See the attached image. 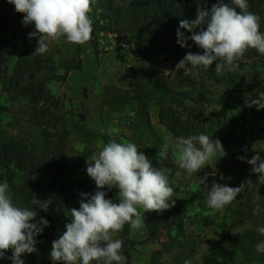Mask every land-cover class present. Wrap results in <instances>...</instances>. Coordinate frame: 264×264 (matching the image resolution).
Here are the masks:
<instances>
[{
    "label": "rangeland",
    "instance_id": "1",
    "mask_svg": "<svg viewBox=\"0 0 264 264\" xmlns=\"http://www.w3.org/2000/svg\"><path fill=\"white\" fill-rule=\"evenodd\" d=\"M21 15L0 5V19L7 24ZM110 16L96 0L91 13L94 35L89 42L76 45L61 38L50 45L43 63L35 71L39 80H46L47 89L38 106L31 105L18 92H7L8 79L24 50L20 41L0 28V53L6 58L0 66L4 72L0 75V135L46 142L56 154L79 155L86 161L97 151L98 141L133 142L155 167H160L157 153L165 142L171 148L178 137L203 133L213 140L218 138L226 156L197 174L189 176L170 158L164 162L174 188L175 205L162 213L153 212L159 227L157 242L144 243L147 232L145 238L138 232L131 236L132 244L127 249L131 252V264L132 257L135 264H150L152 253L161 249L162 242L172 246L170 252H165L163 263L184 264L190 260L191 264H231L234 249L228 236L264 226V185L256 183L258 176L251 172L252 165L237 159L238 156L251 159L257 152L264 159V109L257 110L247 104L264 93V55L249 49L242 60L248 73L246 85L221 87L208 78L202 67L187 76L183 69L176 70L177 63L189 51L202 54L194 42L188 43V47L179 46L177 60L152 63L136 53L135 33L124 27L118 33L101 30L112 25ZM173 48L175 52L176 46ZM67 67L74 69L70 72ZM185 93L191 98L187 99ZM90 96L88 103L86 99ZM160 110L176 135L160 123ZM93 129L97 133H92ZM11 170L12 182L5 177L0 182L9 183L17 206L32 208L37 216L49 222L45 243L51 247L71 222L69 211L59 212L55 207L47 212L38 209L41 198H27L16 190L30 175L14 165ZM205 175L208 178L202 185L199 179ZM80 177L66 173L71 182ZM248 179L254 186L241 193L222 213L206 206V193L213 182L239 187ZM196 186L203 192L189 189ZM93 187L95 192V183ZM112 200L118 203L117 194H113ZM257 204L261 212L254 215ZM121 233L116 238L122 239ZM7 252L0 264H13L9 259L12 251ZM28 255L21 256L24 264H34ZM47 262L54 264L50 258ZM236 264H264V253L252 262Z\"/></svg>",
    "mask_w": 264,
    "mask_h": 264
},
{
    "label": "clouds",
    "instance_id": "2",
    "mask_svg": "<svg viewBox=\"0 0 264 264\" xmlns=\"http://www.w3.org/2000/svg\"><path fill=\"white\" fill-rule=\"evenodd\" d=\"M17 13L23 14L24 26L34 25L28 38H37V47L32 55H44L53 42L61 38L67 43L84 45L91 40L93 19L91 13L96 0H7ZM235 7L217 0L211 8L206 0H197L196 18L181 19L177 29V43L188 47L191 40L202 49V54L186 53L176 70L183 69L184 75L203 68L207 70L215 62L216 74L240 72L239 62L249 49L264 55V32L260 31V17L248 10L247 0H231ZM239 9V11H237ZM206 26V27H205ZM199 28V31H194ZM180 29L191 32L185 36ZM248 107L264 109V93L259 98L247 101ZM245 151H247L245 149ZM226 156V151L217 138L206 134L178 137L171 146L165 142L157 153L160 167L140 151L133 142H97V151L87 157V174L95 182L96 191L80 193L79 208L69 209L71 222L58 239L53 240L50 259L54 264H126L122 253L123 240L116 238L126 225L129 238L144 228V213H162L175 205L174 188L171 186L169 169L164 162L171 159L189 176L197 174L206 166ZM238 160L252 165L251 172L257 174L256 183L264 185V159L259 152L247 159ZM207 175L200 177L204 185ZM254 183L251 179L239 187H230L213 182L206 193V206L214 212H223L226 206ZM117 189L118 203L106 198L103 190ZM52 200L40 201L39 208L47 212ZM143 211H140V210ZM261 212L259 204L254 215ZM37 212L32 208L20 207L13 201V193L7 181L0 182V259L8 250L12 251L13 264H24L21 256L37 251L35 237L49 225L41 218L33 223ZM257 232L264 236V226ZM256 251L264 253V241L256 245ZM184 264H191L185 260Z\"/></svg>",
    "mask_w": 264,
    "mask_h": 264
},
{
    "label": "trees",
    "instance_id": "3",
    "mask_svg": "<svg viewBox=\"0 0 264 264\" xmlns=\"http://www.w3.org/2000/svg\"><path fill=\"white\" fill-rule=\"evenodd\" d=\"M0 3L6 11L15 10L14 5L2 0ZM103 10L111 15L112 25L103 26L101 30L110 33H118L124 27L126 31L136 34L135 51L143 59L152 63H166L178 59L177 51V29L181 19L189 21L196 18L197 0H99ZM230 6L235 7L231 0H224ZM204 3V0H200ZM207 7L210 9L217 0H206ZM248 10L260 17V31L264 32V0H247ZM239 11V9H237ZM109 17V16H108ZM23 15L16 18L14 22L7 24V21L0 19V28L4 32L12 34L15 40L21 42L23 53L19 55L14 73L9 77L6 84L8 93L18 92L20 95L28 98L29 103L38 106L45 98L47 89L45 79L39 80L35 71L43 63L44 55H32L37 47V38H28V34L33 32L34 26H24L22 24ZM206 27V26H205ZM185 36H190L191 32L180 29ZM194 31H199V28ZM94 35V28L91 37ZM193 42L191 40L188 43ZM173 45L176 46L174 52ZM94 44V49L96 50ZM26 51V53H25ZM6 58L0 53V66L4 64ZM240 72L224 73L217 75L215 72V62L206 71L208 78L216 85L223 87H240L244 86L248 80V73L239 62ZM79 67H77L78 69ZM67 71L74 68L67 67ZM4 72L0 68V75ZM186 98L191 96L185 93ZM159 121L168 131L176 135L173 126L165 122L163 113L160 110ZM11 165L30 175L24 182L16 187L19 194L24 197H38L42 201L52 200L48 209L56 208L59 212L69 211L72 208H79L81 199L80 193L94 194L93 183H95L87 174L86 159L79 155L66 157L64 153L56 154L51 151L49 143H34L28 140H21L15 136L0 135V181L8 178L12 182ZM66 173L81 175L80 178L71 182L66 178ZM13 184V183H12ZM14 186V184L12 185ZM107 196L112 199L117 189H103ZM38 209L39 206H38ZM40 211V210H39ZM43 216H36L33 223L38 222ZM144 223L147 232V238L144 243L157 242L159 239V227L153 216V212L145 213ZM47 228H43L41 234L35 237L37 251L28 255V258L34 261V264H48L51 247L46 242ZM129 226L126 225L121 233L124 242L122 253L126 257V264H131V252L127 246L131 247L129 238ZM234 253H231V264L249 263L257 259L259 252L256 251V245L264 241V236L260 235L256 229H246L240 233L230 234ZM45 243V244H44ZM44 244V245H43ZM49 246V249L45 247ZM169 242H162L161 249L155 250L150 259V264H167L163 263L165 252H170ZM8 252L5 253L6 256ZM236 257H239L237 259Z\"/></svg>",
    "mask_w": 264,
    "mask_h": 264
},
{
    "label": "crops",
    "instance_id": "4",
    "mask_svg": "<svg viewBox=\"0 0 264 264\" xmlns=\"http://www.w3.org/2000/svg\"><path fill=\"white\" fill-rule=\"evenodd\" d=\"M71 72V71H70ZM91 96L90 97H88L87 99H86V101H88V103H90V100H91ZM106 115V114H105ZM92 133H97V130H92ZM189 189H193L194 191H202V189H201V187H199V186H196V188H189ZM203 192V191H202ZM115 194H117V193H114V196H115ZM116 201H118V200H116ZM119 202V201H118ZM140 211H143L142 209L140 210ZM145 231H146V228H145V226H144V228L143 229H141V231L139 232L141 235H142V238H145ZM132 264H135V259H134V257H132Z\"/></svg>",
    "mask_w": 264,
    "mask_h": 264
}]
</instances>
